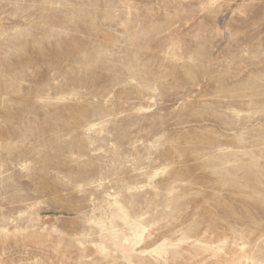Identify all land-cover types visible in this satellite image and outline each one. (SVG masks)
Returning a JSON list of instances; mask_svg holds the SVG:
<instances>
[{
    "label": "rangeland",
    "instance_id": "374dc122",
    "mask_svg": "<svg viewBox=\"0 0 264 264\" xmlns=\"http://www.w3.org/2000/svg\"><path fill=\"white\" fill-rule=\"evenodd\" d=\"M0 264H264V0H0Z\"/></svg>",
    "mask_w": 264,
    "mask_h": 264
}]
</instances>
